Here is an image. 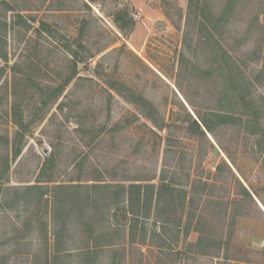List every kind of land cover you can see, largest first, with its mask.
<instances>
[{"label": "rangeland", "instance_id": "1", "mask_svg": "<svg viewBox=\"0 0 264 264\" xmlns=\"http://www.w3.org/2000/svg\"><path fill=\"white\" fill-rule=\"evenodd\" d=\"M228 3L0 0V264H264V0ZM208 111L243 123L193 132ZM163 175L147 217L50 188Z\"/></svg>", "mask_w": 264, "mask_h": 264}, {"label": "trees", "instance_id": "2", "mask_svg": "<svg viewBox=\"0 0 264 264\" xmlns=\"http://www.w3.org/2000/svg\"><path fill=\"white\" fill-rule=\"evenodd\" d=\"M195 2L197 4V0H189V3ZM229 8L233 7V0H229L228 3ZM197 8V6H196ZM213 19H217L218 17H215V15H212ZM220 18V17H219ZM208 36H210L208 32ZM213 39V37H212ZM225 53V52H223ZM230 56L228 55H222L220 57L221 62H225L226 64V75L228 78V82L232 83L237 81V79L240 78L239 73L237 72V66L234 61L230 60ZM242 80H239L241 82H244ZM243 84V83H241ZM244 85V84H243ZM140 100L143 102L142 97H140ZM247 99L243 98V103H244V108H246L245 112L242 113L243 115H249L250 112L247 113V109L251 110L252 105H249V101H246ZM248 105V106H247ZM196 118L194 119L190 113H188L189 119L191 121V129L193 132L198 133L199 135H205L206 132L212 133L215 129V127L223 125V124H230V123H243V119L240 116H236L231 113H225L221 111H208L206 113H200L196 112ZM146 118L158 129H165L166 127H169L168 124L164 121L163 118L159 117L156 115L155 117L151 114L146 115ZM246 125L252 126L251 133L260 135L261 136V141L264 143V128L261 126L259 123L256 115H252V117H247L246 120L244 121ZM19 153V148H17L14 151V154L17 155ZM44 169L42 168L41 174L44 173ZM32 188H45L47 190L48 185H31ZM77 189L78 191L80 190L81 192H85L86 195V202L87 205L86 207L88 209L93 210L94 206L101 207L106 215L104 217L106 218L105 220L109 221V215L108 214L111 212L113 209L112 216H114V212L116 210H121V212L124 214H130L133 217H147V215L150 214L151 209L153 207H156L160 202L165 201L170 202L174 198V192L175 189L171 183L166 181L164 178V175L160 179V182L158 185H155L154 183H139L137 181L125 183V181H113V182H95L91 184H82V183H76V184H63V183H57L52 185V189L60 190V189H70L74 188ZM244 191L248 193V191L243 187ZM48 191V190H47ZM184 193L182 194V200H185L186 197V192L183 191ZM164 196H166L164 200ZM111 207V208H110ZM111 209V210H110ZM90 220V219H88ZM118 229V227L116 228ZM135 228H128V232L130 234H134ZM88 234L90 235L91 238H94L96 241V238L92 235L94 232V229H90L87 226ZM58 236V235H57ZM60 236V235H59ZM90 238V240H91ZM130 238V237H129ZM58 239V237H57ZM56 239V240H57ZM91 242V241H90ZM63 243V242H62ZM112 244V243H110ZM117 244V243H116ZM95 243H93L92 246L87 245L84 247V251H82L83 255H86L87 257L89 254H94L97 251V247ZM68 249H62L60 246V243L57 241L54 244V255L53 258H56L60 252H68ZM81 254V255H82Z\"/></svg>", "mask_w": 264, "mask_h": 264}, {"label": "water", "instance_id": "3", "mask_svg": "<svg viewBox=\"0 0 264 264\" xmlns=\"http://www.w3.org/2000/svg\"><path fill=\"white\" fill-rule=\"evenodd\" d=\"M182 100H183V98H182ZM183 102L186 104V102L183 100Z\"/></svg>", "mask_w": 264, "mask_h": 264}]
</instances>
